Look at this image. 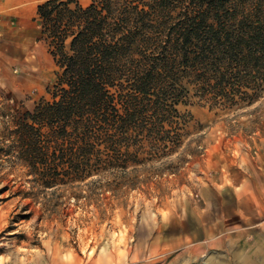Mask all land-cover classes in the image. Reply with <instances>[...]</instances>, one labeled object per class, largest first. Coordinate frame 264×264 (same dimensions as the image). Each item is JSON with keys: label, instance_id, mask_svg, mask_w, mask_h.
Listing matches in <instances>:
<instances>
[{"label": "rangeland", "instance_id": "rangeland-1", "mask_svg": "<svg viewBox=\"0 0 264 264\" xmlns=\"http://www.w3.org/2000/svg\"><path fill=\"white\" fill-rule=\"evenodd\" d=\"M37 44L5 60L0 40V264H264L263 192L237 185L264 151V90L227 107L189 88L179 135L23 128L63 71Z\"/></svg>", "mask_w": 264, "mask_h": 264}, {"label": "trees", "instance_id": "trees-1", "mask_svg": "<svg viewBox=\"0 0 264 264\" xmlns=\"http://www.w3.org/2000/svg\"><path fill=\"white\" fill-rule=\"evenodd\" d=\"M38 19L63 71L19 127L179 135L189 88L227 107L264 90V0H45Z\"/></svg>", "mask_w": 264, "mask_h": 264}, {"label": "crops", "instance_id": "crops-1", "mask_svg": "<svg viewBox=\"0 0 264 264\" xmlns=\"http://www.w3.org/2000/svg\"><path fill=\"white\" fill-rule=\"evenodd\" d=\"M44 1L45 0H0V34L2 36L0 40L4 44L3 50L6 57L4 58L5 60L8 58L6 50L8 47L13 46V44L21 47L22 52L26 53L28 52L27 50H32L30 45L32 46L33 43L38 45L37 43L41 42L42 28L38 19V5ZM8 22L12 24L16 22L23 23L21 26L19 25L16 30V32H18L21 28H25V30L20 31L21 38H15L17 33L11 29L12 26L7 27L5 25V23ZM37 47H40V44ZM42 47L43 48L40 49L42 52L40 54L38 53V56H45V59L52 65L53 61L48 59L47 53L44 54V46ZM33 56L39 60V57L35 56L34 53L26 54V58L29 59H32ZM22 58L23 57H18L15 59L20 60ZM247 164V176L245 179L237 182V185H240L239 188H242L243 184H245V187H251L253 191H261L264 195V151L252 155V159L248 161Z\"/></svg>", "mask_w": 264, "mask_h": 264}]
</instances>
